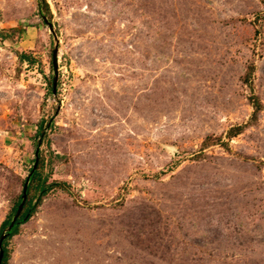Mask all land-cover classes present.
<instances>
[{"label":"rangeland","instance_id":"obj_1","mask_svg":"<svg viewBox=\"0 0 264 264\" xmlns=\"http://www.w3.org/2000/svg\"><path fill=\"white\" fill-rule=\"evenodd\" d=\"M45 2L0 0V224L61 185L8 264H264V0Z\"/></svg>","mask_w":264,"mask_h":264},{"label":"trees","instance_id":"obj_2","mask_svg":"<svg viewBox=\"0 0 264 264\" xmlns=\"http://www.w3.org/2000/svg\"><path fill=\"white\" fill-rule=\"evenodd\" d=\"M40 6H41L40 10L43 14L42 18H45L48 21L49 17H50V13H49L48 5L45 2V0H40ZM43 22H44V20H43ZM19 60L32 63L30 57H28L25 54H20ZM252 71H253V65H249L246 68V71H245L243 78H242L243 83L245 85L250 84V78H251ZM248 103L252 108V114H251L250 120L247 123H245L244 125H239V126L237 125V126L231 127L225 135L227 140H230L231 138L238 136L247 127L256 124L257 116H258L259 112H261V110H262V105L260 104L259 100L255 96L249 97ZM45 128H46V125L44 127V122L41 121L38 125V133H37L39 137H41V136L43 137V130H45ZM207 145H208V143L206 141V142H204L202 147H205ZM220 145L225 150H229L227 142H221ZM33 163H34V161H33ZM41 164L42 163L38 164L36 166V169L32 173H31L32 168L29 171L31 174H29L28 184H27V189H26V198H25V202L23 204L22 210H21L17 220L15 221L13 227L6 234V238L3 240L2 244H1V249L3 251L1 264H8V261L10 258V252L7 248V244L11 240V238H13L14 236H16L18 234L19 227L31 219V217L35 214L38 206L40 205L42 199L50 191L54 190L55 188L61 187V185L57 184V183H53V184H47L46 183L45 179L42 177V174L40 172L39 166ZM25 181H26V178L22 182V187H23ZM21 199H22V191L17 198V202L15 203L13 208L11 209V212L7 215V217L4 219V221L0 224V236L4 233L5 229L11 223V220H12V218H13L16 210H17V207L21 203Z\"/></svg>","mask_w":264,"mask_h":264},{"label":"water","instance_id":"obj_3","mask_svg":"<svg viewBox=\"0 0 264 264\" xmlns=\"http://www.w3.org/2000/svg\"><path fill=\"white\" fill-rule=\"evenodd\" d=\"M44 22L47 23L46 19L43 18ZM48 27L51 31V25L48 24ZM55 62H56V58H55V51L53 53V56H52V66H53V69L54 71L56 70V65H55ZM55 87H56V74L54 73V78H53V82H52V92L54 93L55 92ZM37 151L35 152V161H34V165L32 167V170H31V173L36 169V166H37ZM30 173V174H31ZM28 178H29V175L27 176L26 178V181L23 185V189H22V199H21V203L18 205L17 207V210L11 220V223L9 224V226L5 229L4 233L0 236V264H1V260H2V256H3V251L1 249V244L3 242V240L6 238V234L11 230V228L13 227L15 221L17 220L21 210H22V207H23V204L25 202V198H26V189H27V184H28Z\"/></svg>","mask_w":264,"mask_h":264}]
</instances>
